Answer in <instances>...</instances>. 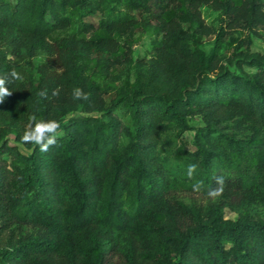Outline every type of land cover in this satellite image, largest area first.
<instances>
[{"label":"trees","instance_id":"16d2710c","mask_svg":"<svg viewBox=\"0 0 264 264\" xmlns=\"http://www.w3.org/2000/svg\"><path fill=\"white\" fill-rule=\"evenodd\" d=\"M203 3L264 39V0H0V77L15 69L10 53L48 50L39 76L29 68L0 103V264H264V52L248 44L235 68L222 63L226 26L210 48L197 39L213 32ZM154 21L163 38L132 82L103 86L79 69L93 54L112 75L116 34ZM77 24L103 33L53 36ZM75 87L88 99L74 101ZM32 115L61 125L47 152L20 146ZM189 129L194 147L183 149ZM216 176L225 185L213 199Z\"/></svg>","mask_w":264,"mask_h":264},{"label":"rangeland","instance_id":"374dc122","mask_svg":"<svg viewBox=\"0 0 264 264\" xmlns=\"http://www.w3.org/2000/svg\"><path fill=\"white\" fill-rule=\"evenodd\" d=\"M241 2L242 0H235ZM202 14L206 21L212 26L213 32L209 35L198 36L197 39L205 48H210L213 46L216 32L220 26H226L227 34L224 38V43L222 44L219 52V60L222 63H225L232 68H235V65L231 62L233 60L232 56L234 53L246 49L247 45L252 50L264 52V39L255 31H251L246 26V23H240L233 29L227 27V22L229 20L228 15L224 13L223 10L215 8L211 3H203ZM179 12V8H174L170 15L175 16ZM100 14L88 15L86 16L87 20L98 23ZM75 33L77 36L85 37H94L103 33L102 30L94 31H84L79 28V25L70 26L65 29H58L53 36L59 37L65 34ZM116 38L118 39L120 45L116 53H113V58H121L119 61L109 66L110 72L112 75H107L104 72L103 65L104 62H100L97 59L96 55H81L78 56V65L79 69L91 74L94 79L103 86L112 85L115 83H122L133 81V71L138 59L146 60L156 52V47L161 42L163 38V26L162 23L154 21L149 26H136L129 32L117 33ZM48 55L47 49L39 50L31 58L17 56L14 53H10L9 57L15 65V70L25 77L28 75V69L32 68L35 71L36 76H39V66L46 61ZM113 75L117 76L116 81L112 78ZM114 89L105 94L107 100L114 95ZM81 112H72L66 116V121H69L70 118L76 117ZM190 122L197 126L204 124L202 116L199 114H190ZM242 135L241 132H239ZM193 137L194 130L184 131L179 141L183 149L193 148ZM7 138L10 143H17L15 139V132H10L7 135ZM23 147V146H22ZM226 215L228 217H237V213L226 207ZM264 219V215L261 217ZM28 226H24L26 230ZM6 233L3 231L0 234V242L5 240Z\"/></svg>","mask_w":264,"mask_h":264},{"label":"clouds","instance_id":"9594fccd","mask_svg":"<svg viewBox=\"0 0 264 264\" xmlns=\"http://www.w3.org/2000/svg\"><path fill=\"white\" fill-rule=\"evenodd\" d=\"M9 77H0V103H3L5 97H10L12 91L9 90L8 84L14 81L22 79L21 75L13 69L9 74ZM57 92H53V95H57ZM42 98H47V90H43L38 93ZM71 98L74 101H80L82 99H88L87 93L79 87L72 89ZM60 123L55 120H44L37 119L35 115L29 117V123L21 137L20 146L22 147L25 144H34L38 146L41 152H47L50 147L57 144V139L62 133L60 132ZM197 171L196 164H189L186 170L187 177L193 179ZM216 187L208 190V197L216 198L222 195L224 191L225 178L223 176L215 177ZM194 192H200L204 188L202 180H196L195 183L191 185Z\"/></svg>","mask_w":264,"mask_h":264}]
</instances>
